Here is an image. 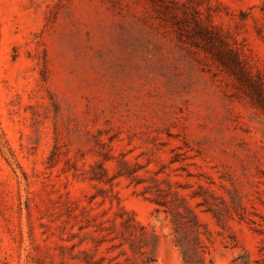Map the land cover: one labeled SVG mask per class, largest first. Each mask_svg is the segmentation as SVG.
<instances>
[{
	"label": "rangeland",
	"instance_id": "obj_1",
	"mask_svg": "<svg viewBox=\"0 0 264 264\" xmlns=\"http://www.w3.org/2000/svg\"><path fill=\"white\" fill-rule=\"evenodd\" d=\"M0 264H264V0H0Z\"/></svg>",
	"mask_w": 264,
	"mask_h": 264
}]
</instances>
